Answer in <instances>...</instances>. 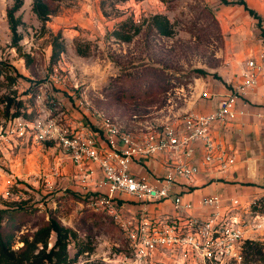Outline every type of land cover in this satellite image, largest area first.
Segmentation results:
<instances>
[{"label": "rangeland", "instance_id": "rangeland-1", "mask_svg": "<svg viewBox=\"0 0 264 264\" xmlns=\"http://www.w3.org/2000/svg\"><path fill=\"white\" fill-rule=\"evenodd\" d=\"M44 1L52 10L45 25L32 10L33 0H23L16 13L22 39L13 46L7 15L14 0H0V209L9 211L4 233L13 234V250L18 251L22 240L32 239L55 218L75 233L67 248L75 264H128L130 248L121 229L89 206V198L99 192L81 186L78 173L65 174L69 160L60 159L70 158L69 152L53 141H36L33 132L24 139L9 136V121L19 111L28 121L54 119L69 131H80L71 113L81 115L76 101L84 92L97 110L133 133L179 121L194 97L202 98L203 88L244 73L249 58L264 51L258 21L242 6L220 0ZM245 1L264 20V0ZM155 16L169 21L170 37L157 31ZM135 29L139 32L130 41L116 35L129 36ZM58 34L66 50L52 60V39ZM76 46L85 54L79 55ZM8 99L14 101L9 109ZM56 166L62 176L60 171L51 176ZM261 199L242 200L241 223L262 225L248 236L264 253V201L252 210ZM54 241L52 234L48 248ZM165 255L163 264H209L182 250ZM253 264H264V256Z\"/></svg>", "mask_w": 264, "mask_h": 264}, {"label": "built area", "instance_id": "built-area-1", "mask_svg": "<svg viewBox=\"0 0 264 264\" xmlns=\"http://www.w3.org/2000/svg\"><path fill=\"white\" fill-rule=\"evenodd\" d=\"M261 69L256 58L251 56L241 83L219 99L214 111L206 114L188 111L179 121L174 119L162 125L143 126L137 133L128 131L97 110L84 92L77 99L76 106L95 112L105 146L98 145L99 133L69 131L54 119L28 121L13 118L8 123L7 134L24 139L33 132L36 141H53L65 153L69 152L77 167L78 183L99 192L89 198L91 209L111 218L126 237L130 248L129 257H125L128 264H154L157 253L160 256L175 250H182L186 256L190 253L197 255L209 264H242L243 245L251 240L248 231L262 227L241 223L244 214L242 201L231 198L225 205L220 196L206 197L201 205L213 209V214L202 219L190 215L192 205L183 202L181 195L173 194V190L178 183H193L200 175L199 167L192 162L199 146L203 149V162H216L221 173L228 172L236 164L235 156L214 139L212 130L215 126L228 127L236 120L237 103L255 89ZM160 155H164L169 163L165 176L152 175L150 180L133 172V165L146 168L144 162L156 160ZM58 175V169L51 174ZM122 194L144 203L171 199L175 215L158 221L146 215L127 216L118 201V195Z\"/></svg>", "mask_w": 264, "mask_h": 264}, {"label": "crops", "instance_id": "crops-1", "mask_svg": "<svg viewBox=\"0 0 264 264\" xmlns=\"http://www.w3.org/2000/svg\"><path fill=\"white\" fill-rule=\"evenodd\" d=\"M254 57L262 68L258 74L257 86L238 101L236 106L238 115L230 126L225 128L215 126L212 130L214 139L230 155L235 156L236 164L228 172L221 173L218 171L216 162L211 164L203 162V149L199 146L192 162L199 167L200 175L193 183L180 182L174 187L173 194L181 195L183 202L192 205L189 211L192 216L203 219L213 214V209L201 205L202 200L206 197L220 196L224 199V204L227 205L231 198H238L251 204L252 200L264 196V51H260L259 56L255 55ZM242 77L243 71H240L239 76L231 75L224 79L221 86L210 84L209 88H203L199 94L207 96H202L203 99L198 96L192 98L189 111L205 114L214 111L218 107L219 99L227 95L234 86L239 85ZM64 105L69 107L70 103L64 100ZM78 110L81 115L69 111L75 119L72 122L74 127L88 133L98 134V127L95 126L98 125V121L95 114L92 111L79 108ZM90 124L93 128L90 127ZM97 141L99 146H105L102 138L97 137ZM60 160L65 162L69 160L68 167L64 169L65 174L68 175L69 171L77 172L69 157ZM144 164L146 168L140 169L137 165H133L132 170L150 180L152 175L165 176L169 168V163L164 155L158 156L156 160L146 161ZM56 169H58L57 166ZM60 176H62L61 171ZM97 176H101L100 171L97 172ZM91 190H95V188L91 187ZM118 198L121 208L127 216L146 215L148 218L158 221L175 215L171 199L158 203H144L126 194L118 195ZM165 257V253L160 256L157 253L154 264H163L162 261Z\"/></svg>", "mask_w": 264, "mask_h": 264}, {"label": "trees", "instance_id": "trees-1", "mask_svg": "<svg viewBox=\"0 0 264 264\" xmlns=\"http://www.w3.org/2000/svg\"><path fill=\"white\" fill-rule=\"evenodd\" d=\"M116 2H126L129 0H114ZM225 5H239L242 6L251 17L258 21L257 26L261 31L264 42V28L262 26L263 18L253 9L249 8L245 0H237L229 2L227 0H220ZM23 6V0H14L13 6L8 10V23L12 32V44L18 46L22 39L21 34L18 31L22 21L16 17V13ZM32 10L37 18L45 25L52 15V10L44 0H33ZM154 26L157 31L163 35L170 37L172 30L169 26V21L166 17L155 16L153 17ZM139 32V29H135L134 33L129 36H123L116 33L123 41H130L135 34ZM52 60L57 58L66 50L65 41L62 39L61 34H58L52 39ZM76 51L79 55L85 53L76 46ZM2 65L0 64V77L2 74ZM14 104L12 99H8V109ZM17 110H20L21 103H17ZM14 118L21 117V113L17 111ZM264 199H261L255 203L252 208L254 211H258V206L263 203ZM21 202V201H19ZM16 204H19L18 202ZM9 214L8 209H0V264H75L73 259L68 256L67 248L70 245L71 239L75 236L72 230L61 225L55 218H50L47 225L39 228L32 239L26 238L22 240L23 247L18 251L13 250L12 240L13 234L7 232L4 233V219ZM52 234L55 235V241L51 248H48L49 239ZM243 252L246 256H243L244 264H253L262 260L264 256L263 246L260 243L253 241H245L243 246Z\"/></svg>", "mask_w": 264, "mask_h": 264}]
</instances>
